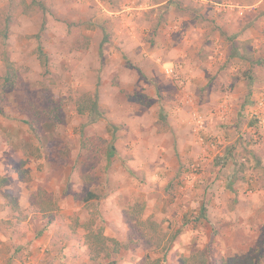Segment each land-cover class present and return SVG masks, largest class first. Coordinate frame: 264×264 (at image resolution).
<instances>
[{
  "label": "rangeland",
  "instance_id": "1",
  "mask_svg": "<svg viewBox=\"0 0 264 264\" xmlns=\"http://www.w3.org/2000/svg\"><path fill=\"white\" fill-rule=\"evenodd\" d=\"M263 26L259 0H0V264H264V127L191 122L256 104Z\"/></svg>",
  "mask_w": 264,
  "mask_h": 264
},
{
  "label": "trees",
  "instance_id": "2",
  "mask_svg": "<svg viewBox=\"0 0 264 264\" xmlns=\"http://www.w3.org/2000/svg\"><path fill=\"white\" fill-rule=\"evenodd\" d=\"M38 39H40V37H38ZM38 53H39V59L41 63L43 64V66L45 67V73H48L47 55L41 46L38 48ZM3 62L5 65V68H4V74L0 76V90L5 91L7 89H16L18 87V82H17L18 75H19L18 68L16 64L14 63V61H12V59L10 58L7 52L3 53ZM76 111L80 116H84L87 113L98 114L99 113L98 94L97 93H94V94L85 93L81 95L76 101ZM54 118L57 119V116H55ZM35 128L36 127H33L32 129H35ZM3 180L4 179H2V182H4ZM43 194L45 193L43 192ZM87 198L88 200H90V199L96 198V195H94L93 193H88ZM47 204L48 205L46 206L48 207L41 206V209H40L41 212L48 211L49 203ZM52 204L54 205L55 208H57L54 202H52ZM88 236L89 237L93 236V238L96 241L95 247L93 246V243H91L90 245L91 252L93 253V258L96 259L97 254L98 253L100 254L103 250V248L99 249L100 246H104L106 244V240L108 239H106V237L102 233H96V234L91 233V235L89 234ZM116 244L118 246V243ZM96 246H98L99 248H97ZM184 261L186 262L187 259H184ZM198 264H207V261L202 260V261H199ZM224 264H260V263H258V261L254 262L250 260V257H247L245 261L231 259L229 261H225Z\"/></svg>",
  "mask_w": 264,
  "mask_h": 264
},
{
  "label": "crops",
  "instance_id": "3",
  "mask_svg": "<svg viewBox=\"0 0 264 264\" xmlns=\"http://www.w3.org/2000/svg\"><path fill=\"white\" fill-rule=\"evenodd\" d=\"M224 98H227L228 107L224 109L225 110V112H224L225 113V118L222 119V118H219V116H218V109H219V103L221 101H223ZM240 99H242V97L240 98V95H230V93H225V95H223L217 101V103L214 105L213 108H211L210 110L204 112L205 114H207V116L209 118V122H208V119L206 120L205 127H208V129H209V126L213 127V124H211L210 122H213L214 119H216V120L222 122L223 124L234 121L235 122L234 130L235 131L231 130L234 133L235 132L238 133L239 131H241L242 134L246 133V132L251 133L254 129H257V128H255V127H257V120L256 119H251L252 113L254 111L256 112V110L254 109V105L255 104L253 105L252 103H249V104L245 105V107L241 108V107H238V105H237L239 103ZM251 100H253V99H251ZM236 107H238L239 109L236 108ZM221 130H224V129H221ZM260 130L262 132H264V129H260ZM218 132L219 133L220 132L223 133V131H218ZM218 138H219V140L221 139L220 136H218Z\"/></svg>",
  "mask_w": 264,
  "mask_h": 264
},
{
  "label": "built area",
  "instance_id": "4",
  "mask_svg": "<svg viewBox=\"0 0 264 264\" xmlns=\"http://www.w3.org/2000/svg\"><path fill=\"white\" fill-rule=\"evenodd\" d=\"M259 4H264V0H259ZM218 7H221V8L222 7H232V5H230V3L224 4V5L218 4ZM262 30H263V35H264V26ZM181 69H182L181 64L175 65L173 63H166L163 65L164 74L168 78L174 79L177 82L183 81V79H181ZM189 81L190 80H188V82ZM263 93L257 99V102L255 104L256 106H254V109L256 110V112L254 111L252 113V117L257 120V123L261 127H264V94ZM184 102L187 104L193 103V97L190 94H186V97L184 98ZM224 105H227L226 101H224L221 107L218 109V116L219 118H222V119L225 118V113H224L225 106ZM207 119H208L207 116H205L203 113H200L197 109H193L191 113V122L194 123V125L198 128V130L206 129L205 124H206ZM204 139H203V142H204Z\"/></svg>",
  "mask_w": 264,
  "mask_h": 264
}]
</instances>
